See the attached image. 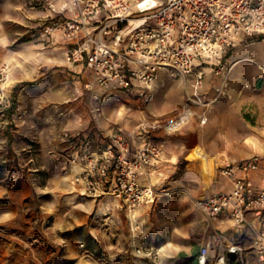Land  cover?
<instances>
[{"label":"rangeland","instance_id":"obj_1","mask_svg":"<svg viewBox=\"0 0 264 264\" xmlns=\"http://www.w3.org/2000/svg\"><path fill=\"white\" fill-rule=\"evenodd\" d=\"M47 1L0 0V56L11 67L3 87L6 98L15 104L14 113L18 112L17 120L7 125L12 130L7 136L0 135V140L4 139L0 142V264H141L142 259L135 255L136 246L162 250L169 239L171 247H178L171 249L172 264H193L207 224L195 203L200 179L202 183L197 167L192 168L200 178L183 159L175 168L169 166L163 153L158 163L162 175L152 185L154 202L129 211L112 198L94 199L80 194L72 183L79 168L69 163L68 150L53 153L45 142L42 151L36 135H22L20 128L25 125L22 121H26V114L34 133L37 124L43 127L58 123L61 137L80 144L91 131L107 142L117 131L125 135L137 124V116L148 119L153 102L174 104V113L188 112L189 117H196L198 112L193 90L187 94L177 89L164 96L162 89L103 92L86 87L92 79L91 70L79 71L64 58L65 49L72 44L60 42L65 39L59 35L49 39L41 35L49 23L42 6L52 8ZM239 49L254 53L264 49V41H241L231 50ZM239 64L225 62L226 69L212 71L210 81L238 82L240 76V95L251 90L255 98H264V70L259 69L256 78L249 80L253 72L240 69ZM162 79L176 83L178 88L188 81L187 76L165 75ZM227 91L225 86L220 90L222 100H227ZM43 98L59 99L61 104L52 112V106L37 104L38 100L42 104ZM183 109L187 111L182 113ZM41 112L47 121H42ZM187 120H178L167 136L170 140L154 137V141L163 143V152L167 145L171 151L177 141L185 139L186 131L182 129ZM65 132L78 133V138L66 137ZM258 139L264 138H238L237 148L255 144ZM219 169L211 180L218 188L224 178Z\"/></svg>","mask_w":264,"mask_h":264},{"label":"built area","instance_id":"obj_2","mask_svg":"<svg viewBox=\"0 0 264 264\" xmlns=\"http://www.w3.org/2000/svg\"><path fill=\"white\" fill-rule=\"evenodd\" d=\"M51 9L55 15L47 16L41 35L69 41L65 61L89 64L92 79L85 86L103 92L149 88L164 71L171 77L192 75L193 95L202 103L198 89L203 67L213 66L220 73L226 69L225 54L236 43L264 41V0H66L58 10ZM10 69L0 56V103ZM64 136L77 139L78 133ZM162 156V142L132 146L117 131L103 149L94 151L83 143L81 152L70 157L71 163L78 157L82 162L72 183L82 195L110 197L134 211L154 202L153 186L142 184L140 176ZM219 173L229 179L230 189L199 197L195 203L212 218L230 220L239 239L213 232L199 244L196 263L228 264L232 258L248 264L251 251L256 263L264 264V156L227 161ZM246 233L248 245L243 241ZM159 252L152 246L135 247L143 264H158Z\"/></svg>","mask_w":264,"mask_h":264},{"label":"crops","instance_id":"obj_3","mask_svg":"<svg viewBox=\"0 0 264 264\" xmlns=\"http://www.w3.org/2000/svg\"><path fill=\"white\" fill-rule=\"evenodd\" d=\"M54 1V2H53ZM25 2V1H24ZM48 5L50 4L51 7L58 10L66 0H48ZM44 9L42 11L43 15L52 16L55 15L52 9L46 7L44 4L42 6ZM63 15L66 17L70 16V13L65 11ZM60 42L66 43L67 40H61ZM237 44V43H236ZM61 47H65L64 45ZM224 62L228 64L235 65L236 63L239 64V68L242 70L250 69L253 73L250 74L249 80L255 79L258 75L257 72L259 69L264 70V49L257 50L256 52H251L245 49H239L236 51L230 50L224 56ZM87 63H76L74 66L79 67V71L82 69L89 68L91 70V66ZM87 67H84V66ZM204 70V77L202 81V85L198 89V94L201 98L202 103H199L197 107V114L196 117H189V113L187 112L186 115H182L179 113H174L176 107L174 104H169L168 102H153L151 103L150 107V115L148 119H142L140 116H137V124L133 125V127L128 131L126 130L125 137L127 140L132 144V146H138L141 143L147 142H156L154 141V137L156 135L163 137L164 142L170 140L167 136H170L171 127H167V125H173L177 123L179 124V119L183 120V123L186 122V127L182 130L186 131L185 139H181L177 141V145L170 151L168 145L164 147V157L166 156L167 162L169 166L175 168L177 163L180 159H183L186 163V167L190 170H194L192 167H197L199 170L200 160L191 157L192 149L195 146H201L205 152L207 153L210 159L217 165V170L220 168V165H223L227 161L233 160H241L251 157L254 154L264 156V139H261L255 142V144L248 145L244 148H237L238 138H249V137H258L264 138V98H255L253 96V92L251 90H246L242 95L238 93V90L241 88V79L242 77H238L239 81L228 82V83H221L220 81H210L212 71H214L213 66L205 65L203 67ZM169 76L164 71L159 72L156 75L155 80L149 86L148 89L151 90H159L162 89V94L167 96L169 94L174 93L177 89H184L186 90L187 94L189 91L193 90L192 82L193 76H187L188 81L183 84L180 88L177 87V84L174 82L166 83L163 81V76ZM184 77V76H180ZM228 90L227 100H222L220 98V90L223 88ZM4 93V98L0 103V135L3 133H9L11 127L7 125L11 124L13 121H16L18 112L14 113L15 104L10 102L6 98V94ZM239 95V96H238ZM245 95V96H244ZM38 100L37 104L41 105H48L52 106L49 107L50 111H55V108L61 104L59 99H42L43 103L40 104ZM189 110V109H188ZM41 111L38 110V112ZM187 110H182L181 112H186ZM20 113V112H19ZM43 113V114H42ZM42 114V115H41ZM42 121H47L45 118V113L41 112ZM26 121H22L25 123L24 126L20 128V131L23 136H34L36 135L37 141L41 140L42 151L45 147V142H47V147H52L51 151L57 152L61 149L68 150L70 157L77 155L78 152H81L82 144H78V142L68 143L66 139L61 137V126L53 122L47 123V126L39 127L37 124L36 132L34 133V129L31 128V121L28 118ZM40 117V116H38ZM205 119L204 122L202 120ZM175 121V123H174ZM3 124V125H2ZM176 127V126H175ZM46 129L45 133L43 132ZM43 133H40V132ZM91 135L89 138H85L86 140L84 143H88L90 148L94 151L101 150L105 147L107 140L100 137V135L95 132L91 131ZM1 138V137H0ZM45 138L46 141H45ZM211 138L212 140L210 141ZM4 140V139H1ZM0 140V142H2ZM220 143H223L221 145ZM1 146V145H0ZM27 147V146H26ZM188 154V155H187ZM187 156V158H186ZM194 160L192 163L191 160ZM74 163V168L81 169V158L78 157ZM70 164H72L69 161ZM191 166V167H189ZM78 170V171H79ZM198 177L200 178L199 172L194 170ZM162 175V167L161 165L157 164L155 166L146 168L143 174L140 176L141 183L144 185H154V181H156L157 177ZM252 177L258 182L257 176L251 174ZM215 177V176H214ZM213 177V178H214ZM212 180V179H211ZM216 181H210V184L207 188H204L203 183H201L200 179V187H199V196H208L212 193L218 191H228L230 189V182L229 179L223 178V184L218 188ZM74 189H76L74 187ZM103 198H110V197H102ZM96 199V198H94ZM183 201V199H182ZM188 209H190L187 206ZM203 217L207 220V224L204 225V235L201 242L207 238L213 232H223L231 238L239 239V234L236 232L234 227L231 224V221L228 219H223L220 217L212 218L207 214L201 212ZM170 241V239H169ZM165 242L164 249L160 250L159 247V260L158 264H172V261L169 258L173 257V253L171 249H176L178 247L173 246L171 247L170 242ZM243 241L246 245L249 244V234L243 238ZM161 246V245H160ZM163 247V246H162ZM247 258L248 264H257L255 258L251 251H247ZM141 264H143V261ZM193 264H197L195 257L192 260ZM228 264H237L232 258L228 260Z\"/></svg>","mask_w":264,"mask_h":264},{"label":"bare ground","instance_id":"obj_4","mask_svg":"<svg viewBox=\"0 0 264 264\" xmlns=\"http://www.w3.org/2000/svg\"><path fill=\"white\" fill-rule=\"evenodd\" d=\"M190 156L200 160L199 171L202 177L203 186L204 188H207L211 179H213L217 173L216 163L208 157L205 150L199 145L193 149Z\"/></svg>","mask_w":264,"mask_h":264},{"label":"snow or ice","instance_id":"obj_5","mask_svg":"<svg viewBox=\"0 0 264 264\" xmlns=\"http://www.w3.org/2000/svg\"><path fill=\"white\" fill-rule=\"evenodd\" d=\"M144 2L145 3H148V0H144ZM140 7L143 8L144 7V4H141Z\"/></svg>","mask_w":264,"mask_h":264}]
</instances>
